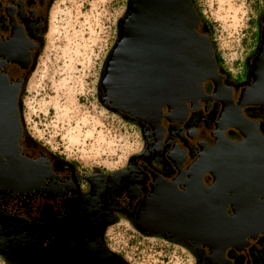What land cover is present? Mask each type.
I'll list each match as a JSON object with an SVG mask.
<instances>
[{
  "label": "flooded vegetation",
  "instance_id": "af4514ba",
  "mask_svg": "<svg viewBox=\"0 0 264 264\" xmlns=\"http://www.w3.org/2000/svg\"><path fill=\"white\" fill-rule=\"evenodd\" d=\"M55 1L0 0V76L8 84H18V101L41 49ZM254 26L251 47L241 62L242 76L236 80L223 66L211 28L208 32L201 22L198 32L212 41L220 84L214 90L211 81L203 82L202 100L192 108L186 104L177 116L161 109L162 116L153 127L134 122L140 149L116 171L80 172L71 162L46 151L25 132L19 110L20 154L36 162L42 177L39 186L30 191H0V256L11 264H89L84 254L91 248L90 254L103 258L94 260L95 264H129L106 243L107 229L125 221L142 237L173 244L178 241L193 264H264L263 235L237 238L224 248L219 238L214 245L199 242L205 237L200 232H206L205 227L200 229L205 212L196 211L201 205L199 190L212 179L193 169L204 158L201 152L223 129L227 140L241 139L237 130L224 125L232 119L226 115L228 111L227 122L219 125L222 109H233L236 118L254 123L264 135V0ZM192 188L196 190L193 193ZM191 223L199 231L190 232ZM215 247L217 253L212 258Z\"/></svg>",
  "mask_w": 264,
  "mask_h": 264
},
{
  "label": "water",
  "instance_id": "95a60500",
  "mask_svg": "<svg viewBox=\"0 0 264 264\" xmlns=\"http://www.w3.org/2000/svg\"><path fill=\"white\" fill-rule=\"evenodd\" d=\"M200 24L191 0H127L116 41L100 70V105L122 119L153 127L161 109L192 108L202 100L203 82L216 87L220 76L211 40L198 32ZM17 90V83L0 76V187L21 193L37 188L42 174L36 162L20 154ZM236 119L240 124L225 127L237 130L241 139L227 140L223 129L193 167L212 178L202 190L206 202H215L204 208L202 225L209 236L199 242L214 245L219 238L222 248L240 237L264 236V135L254 123Z\"/></svg>",
  "mask_w": 264,
  "mask_h": 264
},
{
  "label": "rangeland",
  "instance_id": "374dc122",
  "mask_svg": "<svg viewBox=\"0 0 264 264\" xmlns=\"http://www.w3.org/2000/svg\"><path fill=\"white\" fill-rule=\"evenodd\" d=\"M193 2L211 28L223 66L239 80L262 0ZM126 6L127 0H56L19 100L28 136L80 172L116 171L140 149L135 123L97 100L100 70ZM106 243L129 264H193L180 245L142 237L125 221L107 229ZM0 264H7L1 256Z\"/></svg>",
  "mask_w": 264,
  "mask_h": 264
},
{
  "label": "bare ground",
  "instance_id": "6f19581e",
  "mask_svg": "<svg viewBox=\"0 0 264 264\" xmlns=\"http://www.w3.org/2000/svg\"><path fill=\"white\" fill-rule=\"evenodd\" d=\"M216 89V87L214 86V90ZM216 91H214V93H215ZM216 95H218V94H216ZM215 98H219V95L218 96H215ZM221 100V99H220ZM222 102H223V104H224V101L222 100ZM179 110L180 109H177V110H172V113H171V115L173 114L174 116H177L178 114H179ZM225 110V109H224ZM223 109H222V113H221V115H220V117H219V122H220V124L219 125H221V123H222V121L223 122H225L226 121V115H229L230 114V117L232 118L231 120H232V124H240V121H238V119H236V112L235 111H233L232 112V110L233 109H226V111H224ZM227 111L229 112V113H227ZM225 112L227 113L226 115H225ZM224 116H223V115ZM231 120H229V121H231ZM229 121L226 123V124H229ZM225 123H224V125H226ZM231 124V123H230ZM219 135H214L213 136V138H214V142H215V140H217V137H218ZM212 179V178H211ZM212 182V181H211ZM25 187H23V189H24ZM203 189V188H202ZM0 191L1 192H3V193H5L6 194V192L8 193V194H13V193H20V189H15V188H11V187H5V188H2V187H0ZM25 191H27L26 189L23 191V192H25ZM196 190L194 189V188H192V190H191V192L193 193V192H195ZM199 191H201L200 192V197L201 198H199V202L201 203V205L198 207V208H196V211H198V210H202V211H204L205 212V210L206 209H204L205 207H204V203H205V205L207 204V206L206 207H208L209 206V204H208V202H206V192L204 191V190H199ZM199 191H197V192H199ZM215 198L217 199V198H220V196L219 195H216L215 196ZM197 201V202H198ZM209 203H211L210 204V207H215V202H209ZM169 205V204H168ZM195 211V210H194ZM194 212H191V216L193 217L194 216V214H193ZM200 214V213H199ZM201 217H202V215H201ZM203 218H205V217H203ZM191 231L190 232H192V231H194V230H197V231H199V228L197 227V226H195L193 223H191ZM187 227V226H186ZM203 225H202V227L200 228V229H203ZM196 233H198V232H196ZM200 234L201 235H203V236H205L204 238H203V241H206L207 240V236H209V234H207V231L206 232H203V230L200 232ZM244 237H240V239H243ZM239 239V238H238ZM202 240V239H201ZM200 240V241H201ZM202 244V243H201ZM204 244L206 245V242H204ZM218 248L217 247H215L214 249H213V251L211 252L212 254V258H214L215 257V254L217 253V250ZM87 253L86 254H84L83 256L84 257H87L89 260H90V262L91 263H89V264H95L94 263V260H103V258H101L99 255H94V254H90L89 252L91 251V248H88L87 249ZM208 258V257H207ZM208 261H209V259H207ZM212 260V259H211ZM210 260V261H211Z\"/></svg>",
  "mask_w": 264,
  "mask_h": 264
},
{
  "label": "trees",
  "instance_id": "16d2710c",
  "mask_svg": "<svg viewBox=\"0 0 264 264\" xmlns=\"http://www.w3.org/2000/svg\"><path fill=\"white\" fill-rule=\"evenodd\" d=\"M191 2H192V4H193V7H194L196 13H197L198 16L200 17L202 24H204V25L207 27L208 32H210V26L208 25V23L206 22V20L204 19V17L201 15V13L197 10V7H196V5L194 4L193 0H191ZM208 37H209V36H208ZM211 43H212V42H211ZM212 47H213V46H212ZM214 55H215V52H214ZM216 58H217V57L215 56V60H216ZM216 64H217V60H216Z\"/></svg>",
  "mask_w": 264,
  "mask_h": 264
}]
</instances>
